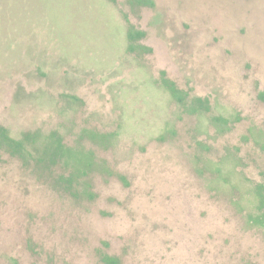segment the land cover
Masks as SVG:
<instances>
[{
  "label": "rangeland",
  "instance_id": "obj_1",
  "mask_svg": "<svg viewBox=\"0 0 264 264\" xmlns=\"http://www.w3.org/2000/svg\"><path fill=\"white\" fill-rule=\"evenodd\" d=\"M127 1L0 0V125L104 164L74 196L1 152L0 264H264L244 216L264 181V0ZM128 22L149 53L127 51ZM162 72L210 112L184 113Z\"/></svg>",
  "mask_w": 264,
  "mask_h": 264
},
{
  "label": "trees",
  "instance_id": "obj_2",
  "mask_svg": "<svg viewBox=\"0 0 264 264\" xmlns=\"http://www.w3.org/2000/svg\"><path fill=\"white\" fill-rule=\"evenodd\" d=\"M130 8L141 6L153 7V0H128ZM145 32L128 22L126 29L127 51L135 54L149 53L150 48L141 43ZM161 86L175 100L181 110L189 115L206 114L210 112V105L206 97L191 96L188 91L179 88L176 83L161 74ZM210 122L221 131L227 130L229 120L221 115L210 116ZM92 143H104L110 135L100 134L94 131L87 132ZM76 145L64 142L63 137L56 131L44 134L40 131H25L19 138L12 137L8 129L0 125V154L18 158L24 164H31L38 172L48 174L53 180L61 185L65 191L74 196L81 193L89 197V177L98 169L104 168V164L97 161L92 147L83 142L76 141ZM264 149V146H262ZM106 170V168H105ZM81 189L77 190L79 186ZM77 186V187H75ZM245 209V220L250 226L264 230V181L254 184ZM103 264H120L115 256L103 254ZM254 264V263H249Z\"/></svg>",
  "mask_w": 264,
  "mask_h": 264
}]
</instances>
